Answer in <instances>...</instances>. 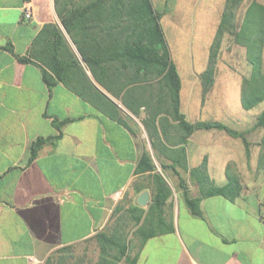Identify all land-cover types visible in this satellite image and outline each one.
Returning a JSON list of instances; mask_svg holds the SVG:
<instances>
[{
    "label": "crops",
    "instance_id": "1",
    "mask_svg": "<svg viewBox=\"0 0 264 264\" xmlns=\"http://www.w3.org/2000/svg\"><path fill=\"white\" fill-rule=\"evenodd\" d=\"M257 1L264 4V0ZM27 6L29 18L24 16ZM47 23L60 27L80 64L67 66L64 79L31 54L35 37ZM216 30L209 44L202 45V52L199 49L197 60L192 54L185 78L168 44L181 81L180 111L188 121L187 112L201 113L209 102L203 96L201 73L207 67ZM234 44L245 54L248 75L251 64L246 48ZM101 54L93 69L82 60L60 23L54 0H0V264H45L48 256L50 264H63L59 258L104 230L115 207L122 206L127 197L128 206L136 203L147 210L152 188H139L147 186L152 173H136L144 152L151 158L154 172L173 190L163 207L164 221L172 228L145 239L139 230L133 255L136 264H264V195L252 197L253 183L264 177L258 166L264 129L246 133L251 135H245L249 156L242 138L224 129H198L187 137L183 146L188 170L180 169V173L190 195L200 197L201 215H194L181 190L174 191L170 184L177 179L178 185L177 175L161 166V162L171 163L176 153L162 144L177 149L182 136L175 127L177 121L167 113L169 100L161 76L150 77L128 91L132 73L120 58L112 59L105 51ZM262 60L264 67V47ZM126 102L138 105L137 113ZM145 102L163 107L162 124L144 125L143 120L148 119ZM215 121L238 131L255 122L236 129L227 121ZM150 135L167 156L152 146ZM39 137L45 141L29 161L30 145ZM204 160L205 175L214 185H225L228 172L239 176L240 195L233 200L222 195L202 196L197 177L204 174L195 171L192 176L189 171ZM145 190L149 198L142 206L137 199Z\"/></svg>",
    "mask_w": 264,
    "mask_h": 264
},
{
    "label": "trees",
    "instance_id": "2",
    "mask_svg": "<svg viewBox=\"0 0 264 264\" xmlns=\"http://www.w3.org/2000/svg\"><path fill=\"white\" fill-rule=\"evenodd\" d=\"M244 0H225L222 15L217 26L214 39L210 45L209 58L206 69L201 73L203 84V96L214 83L216 58L220 50L223 35H233L235 43L246 48V58L251 64V71L241 81L240 102L244 109H251L264 102V67L262 64L264 47V4L257 0H251L243 12L241 21L237 24V13ZM56 13L60 23L75 44L82 60L92 69L101 60V52H108L112 59L120 58L125 64L131 78H128V91L134 90L145 83L151 77L161 76L166 96L168 97L167 113L177 121L176 128L182 131L179 138V148L174 149L162 144L165 150L175 151L171 163L161 162L163 169L169 167L178 177V187L182 197L194 215H201L199 207L200 197L190 195L187 182L181 176V170L187 171L188 165L184 154V144L195 130L219 128L224 129L231 136L241 137L246 155L249 156V143L243 131L235 130L219 121H196L190 122L180 111L179 91L181 86L177 67L171 59L168 43L160 19L164 11L157 10L152 0H54ZM103 43L105 47H103ZM109 43V47L106 44ZM31 54L34 58L46 63L52 71L64 79L67 66H78L79 62L71 51L67 39L60 27L55 23L44 24L33 41ZM25 60V58H21ZM80 65V64H79ZM82 71V68L79 67ZM45 80L50 83V77L43 71ZM142 81V82H141ZM160 102H163L161 99ZM143 105L148 109V119L143 123L147 127L156 121L162 124L161 118L163 107L145 102ZM134 113L137 107L126 102ZM253 128L264 129V107L256 117ZM165 135V133H164ZM152 146H157L155 138L150 135ZM45 138L39 137L30 145L29 161L33 160L38 150L44 143ZM260 154L258 166L264 170V134L260 141ZM206 162L192 168L189 172L193 176L195 171H200L204 176L197 177L202 196L222 195L231 200L240 195L242 185L239 176L227 173L228 181L225 185L217 186L212 183L206 174ZM155 166L149 155L144 152L140 158L136 173L149 172L148 184L139 188H152V201L147 210L130 203L125 210L128 218L137 226V231L144 233V239L153 235L171 230L172 227L164 221L163 207L167 199L173 194V190L166 179L159 173L154 172ZM121 204L117 205L112 213L121 211ZM122 217L115 221L109 230L98 231L95 238L99 256L94 264H117L125 258L128 264H136V256H128V239L126 229L121 222ZM121 222V223H120ZM66 252L69 247L62 248ZM69 252V251H67ZM72 253L63 254L59 263L66 262L72 257ZM51 256H48L45 264H50ZM75 264V262H72Z\"/></svg>",
    "mask_w": 264,
    "mask_h": 264
},
{
    "label": "rangeland",
    "instance_id": "3",
    "mask_svg": "<svg viewBox=\"0 0 264 264\" xmlns=\"http://www.w3.org/2000/svg\"><path fill=\"white\" fill-rule=\"evenodd\" d=\"M250 1L244 0L242 2L237 13V24L241 21L245 7ZM152 2L157 10L164 11L160 22L164 29L172 58L180 74L185 78L187 68H190L191 65L192 54H196L194 55V60H197L199 49L202 52V45H208L211 41L213 32L219 24L225 0H152ZM234 43L233 35L228 33L223 35L216 58L214 83L208 89L209 92L207 90L204 95V98H207L209 102L201 113L194 109L191 112H187V118L190 121H215L217 119L227 121L230 126L241 129L250 126L255 121V115L262 109L264 102L251 109H244L241 105V81L244 76L249 74L246 75L248 68L245 65V54L242 49L235 47ZM194 64H196V67L199 65L197 61ZM225 106L227 109H225ZM252 126L240 131L244 132V136L251 137L250 134L246 133L256 129ZM254 136H257V132ZM170 184L174 187V191H178L177 179L175 182H170ZM253 185H255V194L252 197L262 198L264 195V177H259ZM259 185L260 187H257ZM192 195L195 194L192 193ZM128 198L122 203L121 211L114 214L104 230H109L115 224V221L122 217V224L126 223L124 228L127 232L128 256L131 258L139 244V232L136 229L137 226L133 224V221L125 213L128 208V203H126ZM180 205L183 208V203ZM72 255L63 264H72V262H75V264H94L99 256V248L95 238L73 246ZM117 264H128V262L125 258H122Z\"/></svg>",
    "mask_w": 264,
    "mask_h": 264
},
{
    "label": "water",
    "instance_id": "4",
    "mask_svg": "<svg viewBox=\"0 0 264 264\" xmlns=\"http://www.w3.org/2000/svg\"><path fill=\"white\" fill-rule=\"evenodd\" d=\"M148 198H149V193H148V191L145 190L139 194L137 202L140 205L145 206L148 202Z\"/></svg>",
    "mask_w": 264,
    "mask_h": 264
},
{
    "label": "built area",
    "instance_id": "5",
    "mask_svg": "<svg viewBox=\"0 0 264 264\" xmlns=\"http://www.w3.org/2000/svg\"><path fill=\"white\" fill-rule=\"evenodd\" d=\"M24 16L26 18H29L31 16V10H30V8L28 6L24 10Z\"/></svg>",
    "mask_w": 264,
    "mask_h": 264
}]
</instances>
